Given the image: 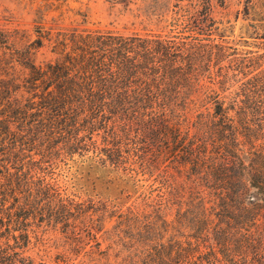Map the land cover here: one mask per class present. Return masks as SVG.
<instances>
[{"label": "trees", "instance_id": "trees-1", "mask_svg": "<svg viewBox=\"0 0 264 264\" xmlns=\"http://www.w3.org/2000/svg\"><path fill=\"white\" fill-rule=\"evenodd\" d=\"M30 1L58 12L0 26V264H264V51L213 0L129 31Z\"/></svg>", "mask_w": 264, "mask_h": 264}, {"label": "rangeland", "instance_id": "rangeland-1", "mask_svg": "<svg viewBox=\"0 0 264 264\" xmlns=\"http://www.w3.org/2000/svg\"><path fill=\"white\" fill-rule=\"evenodd\" d=\"M176 0H132L115 2L113 0H63L62 9L64 14L59 19V24H69L71 21L79 22L82 20L81 13H86L88 26L113 27L125 31L147 27H156L157 16L148 18L142 14L136 18L137 22L131 24L135 19L130 8L138 11L137 7L154 11H170ZM216 16H221L225 20H230L229 33L230 38L239 41V45L246 49L255 51H264V38L255 37L244 31V27L251 18H245L247 15L246 6L248 0H213ZM254 5L252 10H260L264 7V0H250ZM36 4L30 0H0V26H13L32 28L38 20H43L46 25L53 23L51 17L58 11H49L43 18L36 13ZM170 15V14H169ZM249 15V14H248ZM144 19L141 23L140 20ZM42 54L36 55V60H40ZM111 223H108L110 225ZM56 248H52L55 250Z\"/></svg>", "mask_w": 264, "mask_h": 264}]
</instances>
